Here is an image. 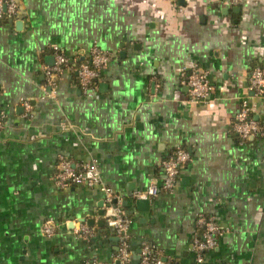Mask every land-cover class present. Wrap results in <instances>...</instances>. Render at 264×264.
I'll return each instance as SVG.
<instances>
[{"label":"crops","instance_id":"crops-1","mask_svg":"<svg viewBox=\"0 0 264 264\" xmlns=\"http://www.w3.org/2000/svg\"><path fill=\"white\" fill-rule=\"evenodd\" d=\"M19 2L0 27V264L117 262L103 191L57 186L60 156L95 161L133 218L132 242L147 238L164 260L196 264L192 239L204 213L224 233L201 264H264V137L231 130L242 100L264 122V97L248 83L251 67L264 66V0ZM93 44L112 56L95 93L82 92L70 67L48 97L52 46L83 60ZM194 65L213 86L205 101H190L181 83ZM23 99L32 104L26 117ZM177 148L191 160L176 186L141 207L132 193L161 180ZM77 222L95 235L77 236Z\"/></svg>","mask_w":264,"mask_h":264},{"label":"built area","instance_id":"built-area-1","mask_svg":"<svg viewBox=\"0 0 264 264\" xmlns=\"http://www.w3.org/2000/svg\"><path fill=\"white\" fill-rule=\"evenodd\" d=\"M20 11L19 0H0V27L7 18L16 17ZM53 63L43 66L45 74V85L49 89L47 96L56 98L57 78L66 68H74L77 73L78 83L82 92L87 96H92L102 72L107 68L112 56L111 53L102 49L99 45L93 44L89 49V56L83 60L72 59L58 46H52ZM181 83L188 88L190 101H205L211 95L213 86L207 76V72L194 65L184 68L181 73ZM249 88L258 96L264 97V66L255 64L251 67L248 76ZM23 117L29 116L32 104L28 99H23ZM6 124L0 115V129ZM231 130L241 140H246L251 136L264 137V122L257 120L251 113L246 100L241 101ZM191 160V154L186 148H177L162 161L163 178H151L149 186L145 190H136L132 193L135 200L154 199L161 191H171L177 184L181 168ZM55 183L60 188L70 185H85L88 187L99 186L104 193V204L106 213L103 214L105 223L119 236L118 250L114 254V259L118 263L132 264L133 251L131 249L132 237L129 227L133 222L123 207V197L115 193L108 185L103 184L100 169L95 161L74 162L72 159L60 156L58 170L55 175ZM196 231L192 239V248L196 253V264H201L205 260L206 253L218 245L219 237L224 233L216 218L212 215L198 213L196 217ZM44 231L47 234L53 232L51 224L43 223ZM74 233L84 239H89L95 235V227L85 222H77ZM82 264H108L98 259H85ZM138 264H166L162 256L161 249L154 245L147 238L141 240L140 259Z\"/></svg>","mask_w":264,"mask_h":264},{"label":"water","instance_id":"water-1","mask_svg":"<svg viewBox=\"0 0 264 264\" xmlns=\"http://www.w3.org/2000/svg\"><path fill=\"white\" fill-rule=\"evenodd\" d=\"M137 202H138V204L141 207H147L149 205V199H138ZM101 213H102V211H101ZM132 243L140 245L141 241H135V242H132ZM134 248H135V246L131 245V249H133V258H132L133 261H132V264H138L139 263V259H140V246H139L138 249H136V248L134 249ZM116 263H118V261Z\"/></svg>","mask_w":264,"mask_h":264},{"label":"trees","instance_id":"trees-1","mask_svg":"<svg viewBox=\"0 0 264 264\" xmlns=\"http://www.w3.org/2000/svg\"><path fill=\"white\" fill-rule=\"evenodd\" d=\"M165 263H166V264H174V263H172V262H170V261H167V260H165Z\"/></svg>","mask_w":264,"mask_h":264}]
</instances>
